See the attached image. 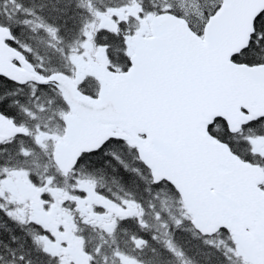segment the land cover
<instances>
[{
    "label": "water",
    "instance_id": "95a60500",
    "mask_svg": "<svg viewBox=\"0 0 264 264\" xmlns=\"http://www.w3.org/2000/svg\"><path fill=\"white\" fill-rule=\"evenodd\" d=\"M234 3L216 44L208 48L203 41L201 76L193 79L192 74H181L174 86L150 98L128 87L124 71L105 70L104 65L95 72L100 83L95 97L82 94L66 74L42 77L21 51L8 44L13 37L4 26H0V76L17 83L47 81L61 91L70 112L64 116V134L54 148L53 160L62 171L71 169L82 152L97 149L106 137H124L117 133H125L153 180H165L176 189L196 230L202 234L229 230L251 264H263L258 254L264 253V190L258 184L264 172L237 158L207 131L217 115L237 128L248 116L264 112V82L229 59L248 42L264 0ZM154 19L143 24L148 35L139 31L130 38L133 57L152 38ZM251 71L259 74L261 66ZM119 97L123 103L116 106L112 100ZM245 105L248 115L242 110ZM20 132L18 125L0 113V137Z\"/></svg>",
    "mask_w": 264,
    "mask_h": 264
},
{
    "label": "trees",
    "instance_id": "16d2710c",
    "mask_svg": "<svg viewBox=\"0 0 264 264\" xmlns=\"http://www.w3.org/2000/svg\"><path fill=\"white\" fill-rule=\"evenodd\" d=\"M156 2L164 3L165 0ZM177 3L181 4V0ZM201 3L211 5L213 0H182V7L192 13L193 19H198L196 13ZM87 5L91 8L88 9ZM131 5L139 10V0H0V25L11 30L14 40L10 43L25 52L38 70L69 73L68 53L73 44L82 40L87 20H98L109 7ZM29 20L35 24L31 25ZM36 22L52 28L54 36L50 38L44 28L35 27L39 25ZM122 24L124 22H119L114 29L97 27L90 40L105 54L111 69H122L126 63L106 47L118 42L113 35L121 32ZM126 27L134 30L136 20H128ZM97 88L98 82L92 75L87 76L81 85L83 92L89 95H95ZM41 89L18 85L0 76V111L29 130V133L17 135L6 143L0 142V167L14 159L23 164L43 161L38 153L39 146L31 135L37 128L61 134L60 108L53 110L50 107L51 103H61V98L48 93L46 86ZM214 131L223 133V125H214ZM23 148L29 152L28 156L22 154ZM105 151H114L117 155H105L100 150L83 153L69 176H61L68 181L78 177L91 179L97 194L112 201L133 202L141 212L120 218L110 237L105 232V239L98 237L96 232L87 235L91 246L100 241V249L105 250L108 257L118 251L144 264H247L234 249L228 231L222 229L207 236L194 229L177 192L166 181L153 183L149 169L128 141L122 139L119 146L113 141ZM44 161L47 162V158ZM36 234L38 230H34L32 224L25 225L9 217L0 207V264H58L35 243ZM133 238L143 239V243L137 246ZM21 253L25 258L23 262L19 261ZM220 253H228L230 259L222 261Z\"/></svg>",
    "mask_w": 264,
    "mask_h": 264
},
{
    "label": "snow or ice",
    "instance_id": "6c2138e0",
    "mask_svg": "<svg viewBox=\"0 0 264 264\" xmlns=\"http://www.w3.org/2000/svg\"><path fill=\"white\" fill-rule=\"evenodd\" d=\"M235 6L234 0H213L211 5L201 3L196 13L198 19H193L192 13L182 7V0L181 4H178L177 0H165L164 3H157L156 0H139V10L134 14V19L139 23L146 17H156L152 22V38L144 42L138 55L133 57L127 49L128 38L135 35V31L128 30L125 21L120 26L123 34L116 32L113 35V39H118V42L106 47L126 62L122 71L125 72L124 78L128 82V87L138 89L146 98H150L174 86L181 74H192L193 79L201 76L198 67L204 59L203 41H207L208 48L216 44L217 35L224 27L232 7ZM179 21H183V24L178 25ZM229 59L233 64H243L250 77L264 82V10L255 15L254 27L248 42L238 51L231 53ZM255 65L261 66L259 74L251 71ZM112 103L120 106L123 97L113 99ZM242 110L248 115L246 105L242 106ZM217 124L223 125V133L214 131V125ZM207 131L218 137L237 158L264 167V152L255 151L253 145L257 138L264 141V112L248 116L237 128H232L226 118L217 115L207 125ZM122 139L119 136L106 137L97 145V149L88 151L100 150L104 151L105 155L115 157L117 154L114 151L105 150L109 149L113 141L119 146ZM153 183L158 184L159 181L154 180ZM219 256L225 262L230 259L228 253H220ZM24 259L21 253L19 261L23 262Z\"/></svg>",
    "mask_w": 264,
    "mask_h": 264
},
{
    "label": "rangeland",
    "instance_id": "374dc122",
    "mask_svg": "<svg viewBox=\"0 0 264 264\" xmlns=\"http://www.w3.org/2000/svg\"><path fill=\"white\" fill-rule=\"evenodd\" d=\"M87 7H89L88 9L91 8L90 5H87ZM134 8V6H130L128 11L125 8L116 9L114 14L118 13L120 18H125L128 13H132V17H134V14L137 13V10H134ZM111 15L112 11L107 8L102 12V16L99 15L100 20H98V24L96 21L88 19L83 30L82 40L72 45L67 59L73 67L74 78L78 79L87 73H94V67L98 69L99 64L95 63L93 59H96L100 53L99 50H94L90 43V37L95 26H101L100 24L108 26L110 25V21H116V19L109 20L112 17ZM149 18L146 17L145 20H149ZM140 23L136 21V29L140 28ZM50 32L52 33V30ZM38 131L41 133L38 134L37 132L35 138L39 136L42 144H40L39 151H37L40 153L43 161H38L39 164L32 163L31 161L23 164L21 161L14 159L11 163L3 164L0 167V205L10 216L18 220L36 221L40 209L36 205L34 198L42 199L40 202L46 200L48 202L47 209L50 210L49 206H51L54 210L53 212L51 210L46 212L45 218L47 217L48 219L44 223L43 229H47L49 233H53L54 239H52V242L54 243L48 244L42 238H39L41 246L48 251L55 252L60 257L62 264H89L88 258L81 248L83 242L80 236L89 235V231L84 224L98 226L108 233L118 217L134 214L137 208L133 203L125 201L113 204L96 199L95 195L92 194L93 183L90 180H79L76 183L75 188L81 193L54 185L53 177L47 174L49 161L45 166L44 156L47 157L48 155L49 157L48 152H51V147L59 140V134L54 130L50 132ZM253 145L255 151L264 152V141L257 138L253 141ZM21 152L25 156L29 155V152L25 149ZM94 203L102 207L100 212L95 210V206L93 207ZM76 220H80L83 223L80 234H76L75 231ZM99 230L102 231L101 229ZM99 237L104 239L102 234ZM100 244L99 241L96 245V251H94L97 255L100 254ZM110 246L111 244L109 243ZM169 246L171 247L170 244ZM237 250L241 252L239 248ZM103 258L104 261L99 260L98 264H139L118 251H115L109 257L107 263L105 257Z\"/></svg>",
    "mask_w": 264,
    "mask_h": 264
},
{
    "label": "flooded vegetation",
    "instance_id": "af4514ba",
    "mask_svg": "<svg viewBox=\"0 0 264 264\" xmlns=\"http://www.w3.org/2000/svg\"><path fill=\"white\" fill-rule=\"evenodd\" d=\"M38 141L40 142V138L38 139ZM42 205H41V204ZM37 205L40 206V207H46L47 203L45 201L43 202H37ZM51 211H53V208H51ZM41 217V216H40ZM50 234V233H49ZM52 236V235H51Z\"/></svg>",
    "mask_w": 264,
    "mask_h": 264
}]
</instances>
